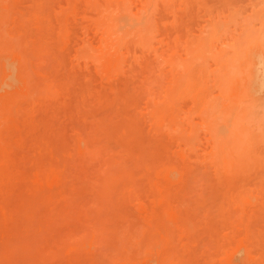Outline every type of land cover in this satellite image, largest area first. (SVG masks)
Listing matches in <instances>:
<instances>
[{
    "label": "rangeland",
    "instance_id": "rangeland-1",
    "mask_svg": "<svg viewBox=\"0 0 264 264\" xmlns=\"http://www.w3.org/2000/svg\"><path fill=\"white\" fill-rule=\"evenodd\" d=\"M0 5V264H264V0Z\"/></svg>",
    "mask_w": 264,
    "mask_h": 264
},
{
    "label": "bare ground",
    "instance_id": "bare-ground-1",
    "mask_svg": "<svg viewBox=\"0 0 264 264\" xmlns=\"http://www.w3.org/2000/svg\"><path fill=\"white\" fill-rule=\"evenodd\" d=\"M0 6H1V5H0ZM5 16H6V15H5ZM262 19H263V18H261V20H262ZM262 32H263V31H262ZM262 32H261V33H262ZM3 33L6 34V32H4V30H3ZM12 35H13V34H12ZM4 36L6 37V35H4ZM7 36H8V35H7ZM248 36H249V35H248ZM14 37H15V36H14ZM259 37H261V36L259 35ZM263 37H264V36H263ZM2 38H3V37H2ZM8 38H9V37H8ZM254 40H255V38H254ZM254 40H252V41H254ZM262 40H263V39H262ZM259 41H261V38H259ZM6 42H7V41H6ZM11 42H13V41H11ZM13 44H14V43H13ZM1 45H2V44H1ZM1 45H0V46H1ZM232 45H233V44H232ZM241 45H242V44H241ZM253 45H254V44H253ZM16 47H17V45H16ZM235 47H236V46H235ZM4 49H5V48H4ZM16 49H17V48H16ZM18 49H19V47H18ZM235 49H236V48H235ZM249 49H250V47H249ZM249 49H248V50H249ZM232 50H234V49H232ZM19 51H20V50H19ZM21 52H22V51H21ZM24 52H25V51H24ZM234 52H235V51H234ZM247 52H249V51H247ZM5 56H6V55H5ZM254 56H255V55H254ZM1 57H2V56H1ZM10 57H11V55H10ZM21 57H22V56H21ZM3 58H4V56H3ZM26 58H27V57H26ZM248 58H249V57H248ZM6 59H8V58H6ZM6 59H5V63H6ZM0 60H1V58H0ZM9 60H10V59H9ZM9 60H8V61H9ZM248 60H249V59H248ZM3 61H4V60H3ZM8 61H7V65L9 64ZM23 61H24V59H23ZM252 61H253V60H252ZM9 62H10V61H9ZM5 63H4V64H5ZM247 63H248V62H247ZM239 64H240V63H239ZM0 65H1V63H0ZM7 65H6V66H7ZM6 66H5V67H6ZM12 66H13V65H12ZM250 66H252L251 63H250V65H249L248 68H250ZM26 67H27V66H26ZM26 67H25V68H26ZM240 67H242V65H241ZM8 68H9V66H8ZM15 68H16V67H15ZM251 68H252V67H251ZM257 68H258V67H257ZM6 69H7V68H6ZM6 69H5V70H6ZM10 69H11V68H10ZM241 69H244V68H241ZM245 69H247V68H245ZM16 72H17V71H16ZM16 72H15V73H16ZM27 72H28V70H27ZM245 72H246L245 74H247L248 71H245ZM229 73H230V72H229ZM239 73H240V72H239ZM248 73H249V72H248ZM260 73H261V71H260ZM12 74H13L12 71H8L6 77H8V78L10 79V78L12 77ZM247 75H248V74H247ZM232 76H233V75H232ZM240 76H242V75L240 74ZM243 76H244V74H243ZM250 76H251V75H250ZM250 76H248V78L246 79L247 81L244 82V83H245V88H246V86H247V87L250 86L249 84H251V82H252V81H251V78L254 76V74L252 75L251 78H250ZM6 77H5V78H6ZM24 77H25V76H24ZM237 77H238V75H237ZM245 77H246V75H245ZM254 77H255V76H254ZM6 79H7V78H6ZM17 79H18V78H17ZM232 79H233V78H232ZM240 80H241V79H240ZM240 80H239V82L242 84V82H241ZM5 81H7V82L5 83V82L3 81V82H4V85L6 84L7 86H11L10 83H11L12 81H9V80H5ZM8 82H10V83H8ZM239 82H238V84H240ZM255 82H256V81H255ZM0 83H1V81H0ZM12 83H13V82H12ZM2 84H3V83H2ZM6 85H5V86H6ZM12 85H13V84H12ZM234 85H235V84H234ZM0 86H1V85H0ZM5 86H3V87H5ZM241 87H242V86H241ZM10 88H11V87H10ZM232 88H233V87H232ZM246 89H247V88H246ZM8 90L10 91V89H8ZM9 91H8V93H9ZM243 91H246V90L244 89ZM233 92H234V91H233ZM253 92H254V91H253ZM19 96H20V95H19ZM245 96H246V94H245ZM248 96H249V95H248ZM229 97H230V96H229ZM3 98H4V97H3ZM247 99H248V98H247ZM239 100H240V99H239ZM18 101H19V98H18ZM18 101H17V103H18ZM232 103H233V102H232ZM233 104H234V103H233ZM236 104H238V103H236ZM15 105H16V104H15ZM238 105H239V104H238ZM11 106H12V105H11ZM241 106H242V105H241ZM247 106H248V105H247ZM14 107H15V106H14ZM238 107H240V106H238ZM262 107H263V106H262ZM230 108H231V107H230ZM230 108H229V109H230ZM240 108H241V107H240ZM229 109H228V110H229ZM236 109H237V108H236ZM229 111H230V110H229ZM229 111H228V112H229ZM235 112H237V111H235ZM231 113H232V112H231ZM235 114H236V113H235ZM228 115H229V114H228ZM263 115H264V113H263ZM226 116H227V115H226ZM262 118H263V117H262ZM232 119H233V118H232ZM1 122H2V121H1ZM3 123H4V122H3ZM225 123H226V121H225ZM228 123H229V122H228ZM1 126H2V125H1ZM257 130H259V129H257ZM257 130H256V131H257ZM259 131H260V130H259ZM222 132H223V131H222ZM257 132H258V131H257ZM217 133H218V131H217ZM217 133H216V134H217ZM223 133H224V132H223ZM220 135H221V133H220ZM260 135H261V131H260ZM223 136L225 137V134H224ZM220 137H221V136H220ZM259 137H260V136H259ZM261 137H262V136H261ZM226 138H227V137H226ZM257 139H259V138H257ZM219 140H220V139H219ZM224 140H225V139H224ZM224 140H223V141H224ZM221 141H222V139H221ZM222 143H223V142H222ZM0 169H1V168H0ZM0 179H1V178H0ZM132 237H133V236H132ZM129 242H130V241H129ZM126 264H127V263H126ZM162 264H163V263H162Z\"/></svg>",
    "mask_w": 264,
    "mask_h": 264
}]
</instances>
